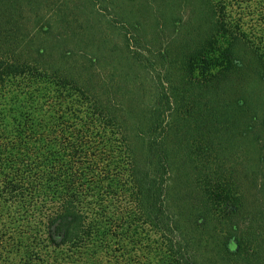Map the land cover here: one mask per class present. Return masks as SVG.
<instances>
[{"label": "trees", "instance_id": "trees-1", "mask_svg": "<svg viewBox=\"0 0 264 264\" xmlns=\"http://www.w3.org/2000/svg\"><path fill=\"white\" fill-rule=\"evenodd\" d=\"M225 4L200 0L205 26L131 121L90 70L22 58L37 0H0V264H264V140L232 166L264 129V27Z\"/></svg>", "mask_w": 264, "mask_h": 264}, {"label": "rangeland", "instance_id": "rangeland-1", "mask_svg": "<svg viewBox=\"0 0 264 264\" xmlns=\"http://www.w3.org/2000/svg\"><path fill=\"white\" fill-rule=\"evenodd\" d=\"M224 1L227 21L245 28L264 27V0ZM29 16L30 23L26 26L31 32L27 38L29 45L19 49L20 56L59 61L68 72L90 70L102 85L96 94H101L103 100L111 90L116 91V96H123L120 100L130 112L131 121H148L155 95L161 91L159 79L168 72V67L179 65V49L191 48L197 29L205 26L200 0H37V12ZM128 24L134 25L138 32ZM125 30L130 38L127 55L123 52ZM95 56L98 59L91 66L89 60L94 61ZM163 85L166 89L164 81ZM257 89L255 96L262 103L257 113L261 119L264 88L258 85ZM13 94H17V87ZM1 101L4 103L5 99ZM252 134L259 138V143L251 140L247 150L233 151L232 166L241 173L244 167L257 165L258 148L264 140L260 123ZM138 144L135 147L141 154Z\"/></svg>", "mask_w": 264, "mask_h": 264}]
</instances>
